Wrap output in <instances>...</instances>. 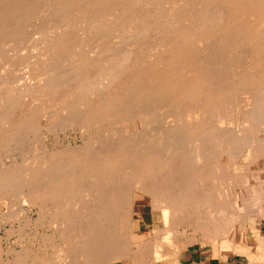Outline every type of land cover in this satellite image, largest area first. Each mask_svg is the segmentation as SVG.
I'll return each mask as SVG.
<instances>
[{
	"label": "bare ground",
	"instance_id": "bare-ground-1",
	"mask_svg": "<svg viewBox=\"0 0 264 264\" xmlns=\"http://www.w3.org/2000/svg\"><path fill=\"white\" fill-rule=\"evenodd\" d=\"M259 158L264 0H0V220L27 205L36 248L0 264H264Z\"/></svg>",
	"mask_w": 264,
	"mask_h": 264
},
{
	"label": "rangeland",
	"instance_id": "rangeland-1",
	"mask_svg": "<svg viewBox=\"0 0 264 264\" xmlns=\"http://www.w3.org/2000/svg\"><path fill=\"white\" fill-rule=\"evenodd\" d=\"M58 132L59 131L56 132L57 134L54 133L55 135H57V136H55V138H54V134H52V136L48 135V138L45 137V139H44V143L45 144L44 145L48 146V147H53V146L59 145V144H63L64 145V144H66V141L67 142H68V140L72 141L73 139H75V141L79 140L77 142L80 143V138L79 137L77 138V136L74 135L75 134L74 132H72L70 130H67L66 131L67 137L64 136L63 133H61V132L58 133ZM53 143H55V144H53ZM262 159L263 158L257 159L255 161V163H251V165H249V164L246 165L247 163H240L239 171L243 175H245V177L244 176L243 177H244V180L247 181V182L245 181V183H246V185H248L249 189H253L255 186H257V184H258L257 182H259L261 180L263 181V179H264L263 178L264 176H248V175H250V173L251 174L252 173L255 174L254 172H257V170H261L263 168V160ZM244 164L246 165V167L245 166L243 167ZM248 166H249V168H247ZM242 168H243V170H242ZM246 168H247L248 171L250 170L252 172H250V171L248 172L247 170H245ZM245 171H247V172H245ZM260 178H262V179H260ZM24 205L25 204L14 205V206H17L16 209H15V207H14V209L17 210L16 212L18 213V216L21 214L20 218L22 217L21 219H23V220H20L18 222L16 221V222H6L5 223L4 221H2L3 219H2L1 214H3L5 212L4 210H7L5 208H8V207H7V205L5 203L3 204L2 202H0V216H1L0 219H2V220H0V236H1L0 237V250H1L0 252H2V254L0 253V259L2 258L0 263L2 262L3 259L5 260V258H6L5 256L8 255V254L4 253V251L7 252L6 249H8L9 247H13L16 250H18L20 248L19 243L20 244H29L30 243L29 245H32L33 249H36V248H34L35 246L33 244H31V242L33 240L31 241V239L29 238V236H33L32 233L34 234L35 230L32 229V226H29V225L27 226L26 225L27 221L24 220L25 217H31L32 218L34 216H32L33 213H32L31 210L28 211L29 207L27 205H25V206ZM135 208H136V211H137L135 213L136 216H137L136 219L139 220V221L136 220V223H137V226L139 225V227H140V239L143 240V239L147 238L148 236H151L150 235L151 234V229H152V227H155V225H156V219H155L156 216H155L154 211L151 209V207L148 205V203H147V201L145 199H143L141 201V205H139V206H137ZM25 221H26V223H25ZM250 221L251 222H253V221L255 222V217L250 218ZM152 222H153V224H152ZM144 223H146V225H144ZM254 224L256 225V223H254ZM257 225H258V228L261 229V231L262 230L264 231V219H262V221H260ZM22 226H24V227H22ZM13 228L15 230H13ZM5 229H6V231H5ZM7 230H9L8 233H7ZM18 232H20V235H18L19 234ZM6 236H9V237L6 238ZM27 236H28V238H27ZM211 250H212V248L210 246H208V245H204L202 247L192 248L189 252L183 254L180 257V262L182 264H244V260L241 261L242 259L240 258V255L237 254V253H234V252H230V253L228 252L227 253V252H224V251L220 252V249H219L214 254V252L212 253L213 250L212 251ZM223 257L227 258L226 262H223V261L221 262V259Z\"/></svg>",
	"mask_w": 264,
	"mask_h": 264
}]
</instances>
